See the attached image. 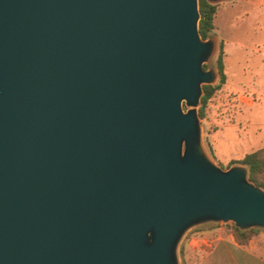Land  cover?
<instances>
[{
	"label": "water",
	"instance_id": "water-1",
	"mask_svg": "<svg viewBox=\"0 0 264 264\" xmlns=\"http://www.w3.org/2000/svg\"><path fill=\"white\" fill-rule=\"evenodd\" d=\"M200 18L199 0H0V264H181L195 228L264 230L249 168L204 147L220 74Z\"/></svg>",
	"mask_w": 264,
	"mask_h": 264
},
{
	"label": "rangeland",
	"instance_id": "rangeland-1",
	"mask_svg": "<svg viewBox=\"0 0 264 264\" xmlns=\"http://www.w3.org/2000/svg\"><path fill=\"white\" fill-rule=\"evenodd\" d=\"M231 1L229 5H232ZM249 23L251 22L247 21L245 25L251 26ZM260 41V36L251 31L248 42L251 44ZM251 48L249 52H236L235 46L229 47L228 83L209 103L206 119H201L205 150L224 171L242 165L233 163L264 148V63ZM218 53L211 66L217 67ZM210 65H206V69ZM184 109L189 110L186 103ZM219 227L222 232H226L225 224H210L191 230L180 248L181 264H198L203 255L202 252L191 249V238L199 236L198 234L210 235Z\"/></svg>",
	"mask_w": 264,
	"mask_h": 264
},
{
	"label": "crops",
	"instance_id": "crops-1",
	"mask_svg": "<svg viewBox=\"0 0 264 264\" xmlns=\"http://www.w3.org/2000/svg\"><path fill=\"white\" fill-rule=\"evenodd\" d=\"M229 1L217 4L214 36L218 47L221 43L225 44L226 74L230 77L228 61L231 45L235 46L236 52H249L254 47L251 49L264 63V0H232V5H229ZM247 21L251 22V26L245 25ZM251 31L260 36V42H248ZM198 235L203 239L194 240L197 247L191 248L202 252L198 264H264V232L249 245L238 244L234 236L222 232L221 227L210 235Z\"/></svg>",
	"mask_w": 264,
	"mask_h": 264
},
{
	"label": "trees",
	"instance_id": "trees-1",
	"mask_svg": "<svg viewBox=\"0 0 264 264\" xmlns=\"http://www.w3.org/2000/svg\"><path fill=\"white\" fill-rule=\"evenodd\" d=\"M199 9L201 13L199 29L204 40L210 39L215 34V17L217 14V5L209 3L207 0H199ZM217 69L220 74V80L217 85H205L204 95L201 100L199 115L202 120L207 117V107L215 95L228 83L226 74V51L225 44L219 46L217 57ZM233 164H242L250 170V181L264 189V148L256 152L248 154L242 161ZM226 233L232 234L236 242L240 245H249L250 242L259 237L264 232L259 229L249 231H241L235 224L230 223L225 225Z\"/></svg>",
	"mask_w": 264,
	"mask_h": 264
},
{
	"label": "built area",
	"instance_id": "built-area-1",
	"mask_svg": "<svg viewBox=\"0 0 264 264\" xmlns=\"http://www.w3.org/2000/svg\"><path fill=\"white\" fill-rule=\"evenodd\" d=\"M198 239H203V238H200L199 236H194L191 238V241H190V246L191 247H197V244L195 243L194 240H198Z\"/></svg>",
	"mask_w": 264,
	"mask_h": 264
}]
</instances>
